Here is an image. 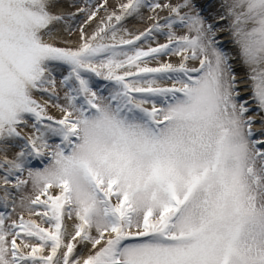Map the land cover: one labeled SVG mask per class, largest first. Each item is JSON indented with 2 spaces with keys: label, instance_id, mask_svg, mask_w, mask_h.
<instances>
[{
  "label": "snow or ice",
  "instance_id": "1",
  "mask_svg": "<svg viewBox=\"0 0 264 264\" xmlns=\"http://www.w3.org/2000/svg\"><path fill=\"white\" fill-rule=\"evenodd\" d=\"M65 2L0 0V264H264V0Z\"/></svg>",
  "mask_w": 264,
  "mask_h": 264
},
{
  "label": "bare ground",
  "instance_id": "2",
  "mask_svg": "<svg viewBox=\"0 0 264 264\" xmlns=\"http://www.w3.org/2000/svg\"><path fill=\"white\" fill-rule=\"evenodd\" d=\"M80 0H66V2L62 5V7L60 9H57V11H76V9L80 8ZM118 2H123V0H108V7L109 8H115L117 7V3ZM163 2V1H162ZM71 5V6H69ZM100 17H104L106 15V12L99 14ZM151 15L149 10H145L143 12V16L144 19H140V18H129L125 23H124V27L127 28L130 32H132L133 34H136L138 31H143L145 28H147L149 26V21L147 19V17ZM167 15V13H161L160 12V16H164ZM99 24V20H97L96 25ZM61 29H63V25H60ZM91 30H88V32H90ZM79 37H80V32H76L73 33L71 36H68L67 34L64 35V40L67 41V44L70 46H75L79 43ZM223 39L225 41H228L230 39V37L228 36L227 33H225L223 35ZM159 42L163 43L165 42V37L161 36L159 37ZM152 44V46H155L156 41H149L145 44H143V46L146 48L148 46V44ZM170 57L168 56H163L160 58V61L157 60H152L149 62V66H156L159 62L161 61H170L172 63H178L179 62V58L178 57H172L170 59H168ZM237 75L238 78L243 79V77L245 76V71L243 68L239 67L238 64V71H237ZM162 83L164 84H170V81H163ZM250 89L249 88H245L242 86L241 88V92H242V96L243 97H247L250 94ZM38 99H47V97H37ZM251 114H255V113H251ZM57 115H61L60 113L57 112ZM255 128L259 129L261 127V125L259 124V122H257L254 125ZM73 223V221H69V231H72L71 228V224ZM84 256H87L88 251L87 249H84L83 251Z\"/></svg>",
  "mask_w": 264,
  "mask_h": 264
},
{
  "label": "rangeland",
  "instance_id": "3",
  "mask_svg": "<svg viewBox=\"0 0 264 264\" xmlns=\"http://www.w3.org/2000/svg\"><path fill=\"white\" fill-rule=\"evenodd\" d=\"M162 1H163V0H162ZM93 2H94V4H101V3H103V0H93ZM173 2H175V0H173ZM79 3H80V7L85 6V0H80ZM118 3H119V2H118ZM118 3H117V5H118ZM110 9H111V8H110ZM104 12H105L104 10H101V11L99 12V14H102V13H104ZM161 13H166V12H161ZM99 16H100V15H99ZM83 19H84V15H83V14H80V15L78 16V18H77V21H76V30L73 31V33L79 32V24L83 21ZM96 23H97V20L94 21V22H92L90 25L86 26V30H87V32H88V30H91L90 32H88L89 35H91L92 32L95 31V29L97 28L98 25H96ZM73 33H72V34H73ZM172 57H175V56H172ZM172 57H170V58H172ZM170 58H168V59H170ZM57 112H58V111H57L56 109H51V114L54 115V116L59 117L60 115L58 116V115H57ZM58 113H59V112H58Z\"/></svg>",
  "mask_w": 264,
  "mask_h": 264
}]
</instances>
